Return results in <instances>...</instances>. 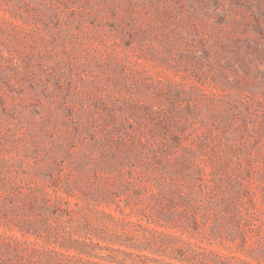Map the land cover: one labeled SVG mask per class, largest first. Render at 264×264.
I'll list each match as a JSON object with an SVG mask.
<instances>
[{"label": "rangeland", "instance_id": "rangeland-1", "mask_svg": "<svg viewBox=\"0 0 264 264\" xmlns=\"http://www.w3.org/2000/svg\"><path fill=\"white\" fill-rule=\"evenodd\" d=\"M0 223L9 264L264 260V0H0Z\"/></svg>", "mask_w": 264, "mask_h": 264}, {"label": "trees", "instance_id": "trees-1", "mask_svg": "<svg viewBox=\"0 0 264 264\" xmlns=\"http://www.w3.org/2000/svg\"><path fill=\"white\" fill-rule=\"evenodd\" d=\"M36 205V203H33ZM1 224V223H0ZM23 234L19 236L17 233H13L9 227L0 225V264L12 263L15 258L24 257L29 254V243L26 242L25 233L20 229ZM246 237L243 243H246ZM193 246L201 250V254L194 259L195 253L190 252L189 255L184 257H173L169 264H263L264 260L255 257L251 252L253 247H250V251L246 252L244 249H237L235 252H231V255L221 253L220 251L209 248L207 246H200L193 244ZM245 252V256L241 254ZM64 256H69L63 253ZM189 256V257H187ZM174 260V262H173ZM47 264H57L51 259L47 261Z\"/></svg>", "mask_w": 264, "mask_h": 264}]
</instances>
